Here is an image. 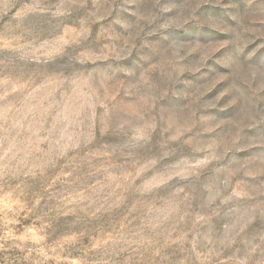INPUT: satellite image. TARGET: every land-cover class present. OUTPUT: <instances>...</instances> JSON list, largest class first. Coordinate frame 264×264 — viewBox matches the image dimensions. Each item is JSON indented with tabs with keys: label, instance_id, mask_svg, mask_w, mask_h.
I'll list each match as a JSON object with an SVG mask.
<instances>
[{
	"label": "rangeland",
	"instance_id": "rangeland-1",
	"mask_svg": "<svg viewBox=\"0 0 264 264\" xmlns=\"http://www.w3.org/2000/svg\"><path fill=\"white\" fill-rule=\"evenodd\" d=\"M0 264H264V0H0Z\"/></svg>",
	"mask_w": 264,
	"mask_h": 264
}]
</instances>
